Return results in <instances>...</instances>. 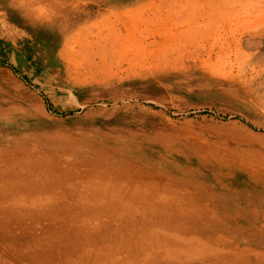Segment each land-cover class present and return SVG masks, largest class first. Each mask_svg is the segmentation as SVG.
<instances>
[{
  "label": "bare ground",
  "instance_id": "6f19581e",
  "mask_svg": "<svg viewBox=\"0 0 264 264\" xmlns=\"http://www.w3.org/2000/svg\"><path fill=\"white\" fill-rule=\"evenodd\" d=\"M31 1L30 27L58 42L59 88L209 90L264 130V0H99L72 13ZM12 103L0 97V264H264L263 225L251 227L264 201L242 206L231 188L264 200V152L238 179L215 178L217 192L188 170L126 164L121 144L35 132Z\"/></svg>",
  "mask_w": 264,
  "mask_h": 264
},
{
  "label": "rangeland",
  "instance_id": "374dc122",
  "mask_svg": "<svg viewBox=\"0 0 264 264\" xmlns=\"http://www.w3.org/2000/svg\"><path fill=\"white\" fill-rule=\"evenodd\" d=\"M64 1L72 13L90 10L99 0ZM21 5L22 0H0V97H11L16 108L26 110L35 132L55 138L70 135L99 150L106 144H121L128 153L126 164L138 161L143 168L188 170L208 179L217 192L223 190L215 178L238 179L251 156L264 152V130L255 126L245 104L220 93L170 87L166 91L154 81L99 89L82 84L59 88L54 70L59 67L58 42L30 27L37 23L27 18L33 3L23 5L25 15L18 10ZM124 94L135 97L128 100ZM235 187L242 206L264 201L254 187L231 182L232 190ZM257 207L260 223L253 221L251 227L262 224L256 238L264 240V202ZM239 219L247 223L249 218Z\"/></svg>",
  "mask_w": 264,
  "mask_h": 264
},
{
  "label": "crops",
  "instance_id": "0c3cea01",
  "mask_svg": "<svg viewBox=\"0 0 264 264\" xmlns=\"http://www.w3.org/2000/svg\"><path fill=\"white\" fill-rule=\"evenodd\" d=\"M45 1H47V0H45ZM50 1H52V0H50ZM53 1H55L56 3H62V0H53ZM32 3H36L35 1H31ZM54 2V3H55ZM22 6V7H21ZM21 6H19V11L20 12H22L24 15H25V12H26V10H27V8H25L23 5H21ZM26 6V5H25ZM24 9V10H23Z\"/></svg>",
  "mask_w": 264,
  "mask_h": 264
}]
</instances>
